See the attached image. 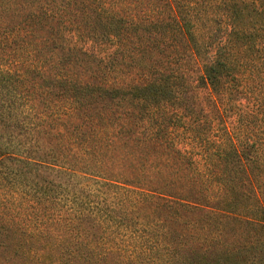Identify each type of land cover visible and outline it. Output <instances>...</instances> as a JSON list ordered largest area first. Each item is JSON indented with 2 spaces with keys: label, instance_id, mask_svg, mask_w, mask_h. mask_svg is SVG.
I'll return each mask as SVG.
<instances>
[{
  "label": "trees",
  "instance_id": "1",
  "mask_svg": "<svg viewBox=\"0 0 264 264\" xmlns=\"http://www.w3.org/2000/svg\"><path fill=\"white\" fill-rule=\"evenodd\" d=\"M1 36L0 264H264V0H0Z\"/></svg>",
  "mask_w": 264,
  "mask_h": 264
},
{
  "label": "rangeland",
  "instance_id": "2",
  "mask_svg": "<svg viewBox=\"0 0 264 264\" xmlns=\"http://www.w3.org/2000/svg\"><path fill=\"white\" fill-rule=\"evenodd\" d=\"M1 34H5L4 31L3 32L1 31ZM9 42H10L9 38L1 36V38H0V64L6 63V62H10L11 59H12V55H11V53L9 51V46H10ZM178 59L180 61H182V62H183V59L186 60V61L183 62V65L186 68L185 70L187 72H189L190 77L195 76V74L198 71V68H197L198 66L193 64V63L189 64V62L187 61L188 60L187 56H185L182 53L180 54V56H178ZM123 72L127 73V74H131L129 72V69H126V71H123ZM5 125L8 126L7 123H5ZM63 125L64 124H60L59 126H63ZM57 132L59 134H62L63 133V128L62 127H57ZM87 134H88V137H89V144H90V142H93V140H94L93 135H92V134H94V131L93 130H89V133H87ZM19 135H21V134H19ZM56 138H57V136H56ZM56 142H57V144H55V140L54 139H51L50 143H49L50 145L48 146V147L53 146V148L56 150V157H51L52 159H54L51 162H54V163L58 164L57 166L59 168L63 167V166L64 167L65 166H67V167H75L76 166L79 169L82 166L83 163L76 164L77 161L75 160V158H80L82 153L79 152L77 150V148H75V147H72V146H69V145L64 147L65 144L63 143V141H58L56 139ZM116 155H115V161L117 162L116 164H123L122 166H124L125 164L123 163L122 158L119 155H117V156ZM69 163L70 164H76V165L75 166H71V165H69ZM112 164H114V163L113 162L111 163L109 161L108 162H104V165H112ZM46 171L49 173V176L51 178L55 179V180H59V178L61 177V174L59 172H57V171H53L51 169H47ZM66 179H70L71 182H72V185H75L76 188L81 187V186L83 188H85L84 189L85 195H87V194H91L92 195V193H93L92 191L96 188V183L99 180V178L97 176L90 175L88 173L81 174V176L79 178L68 177L67 176ZM57 195L60 196L61 195V191H59V193ZM90 204H94V203H90ZM58 210H59V207H55L53 209V213L56 214L58 212Z\"/></svg>",
  "mask_w": 264,
  "mask_h": 264
}]
</instances>
